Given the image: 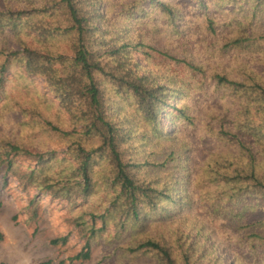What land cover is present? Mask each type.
<instances>
[{"label": "trees", "instance_id": "trees-1", "mask_svg": "<svg viewBox=\"0 0 264 264\" xmlns=\"http://www.w3.org/2000/svg\"><path fill=\"white\" fill-rule=\"evenodd\" d=\"M106 2L0 0V95L14 64L42 77L68 115V127L42 120L64 142L63 158L0 140L3 183L10 175L24 190L37 187L79 210L73 225L84 244L69 260H88L104 240L118 264H264V0H118L113 9ZM137 7L158 11L179 37L198 36L194 49L178 56L134 37L127 22L142 17ZM153 52L184 65L188 86L215 102L200 175L188 146L172 145L179 123L196 124L180 105L188 86L148 69ZM155 145L162 161L152 159ZM20 155L35 165L23 170L14 162ZM182 159L177 175L167 169ZM53 162L59 169L50 171ZM189 185L213 220L233 224L226 236L192 213ZM36 202L28 201L34 217Z\"/></svg>", "mask_w": 264, "mask_h": 264}, {"label": "rangeland", "instance_id": "rangeland-1", "mask_svg": "<svg viewBox=\"0 0 264 264\" xmlns=\"http://www.w3.org/2000/svg\"><path fill=\"white\" fill-rule=\"evenodd\" d=\"M115 1L118 0H107L106 5L113 9L111 3ZM118 3L114 10L108 13L114 19L117 18L116 14L120 10ZM143 4L147 6V3ZM136 11H139V16L142 17L137 21L127 22L132 28L134 37L141 35L144 41L155 49L173 55L181 56L182 53L194 49L198 36L188 41L187 37L175 35L167 26V19L152 7L147 13L138 7ZM189 35L195 36L197 32ZM2 43L0 37V44ZM7 47L18 48L14 41H10ZM140 62L145 64L142 60ZM147 65L150 70L172 75L181 86H188L187 82L191 81L184 65L167 60L157 52H153ZM9 69L4 94L0 95V140L8 138L36 151L55 152L57 158L65 157L67 149L64 142L57 137V134L47 130L42 125V120L49 117L53 122H58L60 127H68L67 113L59 108L54 94L42 77L26 74L22 68L14 64ZM184 94L186 96L180 105H188L196 116V124L192 126L179 123L172 145L188 146L185 150L188 155L187 161L192 167L193 175H200L202 159L212 141L206 132L209 105L215 102L212 98L205 99L201 92L192 90L189 86ZM210 94L211 92L209 97ZM205 102H208V105ZM133 114L130 113V116ZM160 114V118L163 119L162 113ZM152 149L156 153L152 159L162 161L159 145L152 146ZM14 162L23 170L35 165L34 161L24 155L15 158ZM183 162L184 160L181 163L170 162L167 164V169H172L177 175ZM51 165L50 171L54 167L59 169L55 162ZM4 173L5 171L0 172V231L3 233V239L0 241V264H40L48 260L51 264H59L61 260H63L62 264H118L116 255L111 249L108 250L109 247L104 244V240L92 244L91 257L88 260H69V257L82 250L84 244V238L78 234L77 227L73 225V219L79 215V210L72 211L64 198L52 197L46 192L39 191L37 187L32 186L24 190L10 175L7 176V183L4 184ZM209 186L213 188L212 185ZM188 187V195L192 200L197 201L194 203L196 208L192 213L207 221L213 227L215 234L226 236L227 230L233 224L226 220H213L214 217L209 212L204 196L199 195L198 187L196 185ZM33 196H36L37 200L34 203L37 207L35 217L32 216V207H28V201ZM81 207L86 209L84 206ZM63 235L68 236L66 244L50 242Z\"/></svg>", "mask_w": 264, "mask_h": 264}]
</instances>
